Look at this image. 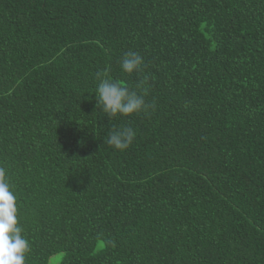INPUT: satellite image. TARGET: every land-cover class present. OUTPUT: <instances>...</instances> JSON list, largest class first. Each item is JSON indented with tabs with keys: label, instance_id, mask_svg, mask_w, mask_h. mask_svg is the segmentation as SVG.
Masks as SVG:
<instances>
[{
	"label": "trees",
	"instance_id": "obj_1",
	"mask_svg": "<svg viewBox=\"0 0 264 264\" xmlns=\"http://www.w3.org/2000/svg\"><path fill=\"white\" fill-rule=\"evenodd\" d=\"M0 167L25 264H264V0H0Z\"/></svg>",
	"mask_w": 264,
	"mask_h": 264
},
{
	"label": "clouds",
	"instance_id": "obj_2",
	"mask_svg": "<svg viewBox=\"0 0 264 264\" xmlns=\"http://www.w3.org/2000/svg\"><path fill=\"white\" fill-rule=\"evenodd\" d=\"M142 64L143 57L134 51L124 53L120 60L121 69L127 74L138 72ZM96 79V107L108 117H128L147 112L150 107L142 94L121 81L109 78L106 71L98 72ZM135 136L131 127H114L108 133L107 144L123 151L132 144ZM29 251V241L18 223L17 197L6 170L0 167V264H25Z\"/></svg>",
	"mask_w": 264,
	"mask_h": 264
},
{
	"label": "rangeland",
	"instance_id": "obj_3",
	"mask_svg": "<svg viewBox=\"0 0 264 264\" xmlns=\"http://www.w3.org/2000/svg\"><path fill=\"white\" fill-rule=\"evenodd\" d=\"M63 254L62 253H57L55 255H53L51 258H50V264H58L59 261L61 260Z\"/></svg>",
	"mask_w": 264,
	"mask_h": 264
}]
</instances>
